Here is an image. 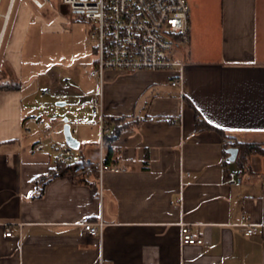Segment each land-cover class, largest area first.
<instances>
[{"label": "crops", "instance_id": "crops-1", "mask_svg": "<svg viewBox=\"0 0 264 264\" xmlns=\"http://www.w3.org/2000/svg\"><path fill=\"white\" fill-rule=\"evenodd\" d=\"M48 3L0 0V264H100L102 257L111 264H264V227L246 235L238 224L243 214L264 221V154L252 152L240 165V146L224 143L264 145V0H189L182 86L171 83L170 70L107 68L106 116L130 124L101 146L95 116L69 118L78 123L74 152L82 154L74 156L78 167L61 173H54L55 143H68L64 119H48L52 135L24 128L36 113L32 88H54L57 103L82 115L92 107L79 93L96 90L98 79L87 72L96 56L87 27L90 46L78 27L85 22L70 7L46 21ZM55 31L69 32L70 49L46 64L34 50ZM8 81L20 86L2 88ZM198 117L225 134L199 127ZM39 140L45 145L34 152ZM230 146L239 147L234 160ZM101 163L118 169L100 172ZM231 170L236 183L227 181ZM100 219L101 234L84 230L83 222ZM182 221L201 244H182Z\"/></svg>", "mask_w": 264, "mask_h": 264}, {"label": "built area", "instance_id": "built-area-1", "mask_svg": "<svg viewBox=\"0 0 264 264\" xmlns=\"http://www.w3.org/2000/svg\"><path fill=\"white\" fill-rule=\"evenodd\" d=\"M38 6H44L48 0H34ZM72 11L87 24V38L95 52V64L87 72L98 79V87L93 91L82 90L79 95L90 96V104L95 121L101 130L100 145L107 143L105 134L110 127L106 123L103 81L107 68L123 71L143 69L173 71L171 83L183 84L186 58L181 54L184 46L191 42V6L189 0H62ZM69 83L71 81L67 80ZM72 134L77 131L78 123L68 120ZM32 125L46 135H52L54 128L42 116L32 113L27 115L24 128L32 130ZM227 145L235 144L232 138H224ZM43 140L37 141L32 150L42 149ZM57 162H73L74 147L68 143H55ZM118 169L101 163L97 168ZM227 181L238 182L236 170L229 172ZM105 222H83L84 230L89 234H101ZM246 235L261 232L264 221L253 222L247 214L238 222ZM182 244H201L203 237L191 230L189 222H181ZM13 233L12 225L6 230ZM100 264H111L103 257Z\"/></svg>", "mask_w": 264, "mask_h": 264}, {"label": "rangeland", "instance_id": "rangeland-1", "mask_svg": "<svg viewBox=\"0 0 264 264\" xmlns=\"http://www.w3.org/2000/svg\"><path fill=\"white\" fill-rule=\"evenodd\" d=\"M69 5L63 3L62 0H49V3L44 8V15L46 21H50L55 18L59 13H64L66 9L69 8ZM63 23V22H62ZM67 26V24H62ZM79 30L82 33L83 38L86 37V33L84 28L87 27L86 23H79ZM84 44L90 46V42L83 39ZM70 49V39L68 31H55V32H47L42 35L39 39L38 46L36 50H34V54L36 56H41L40 58L44 60L46 64H49L53 61H59L60 54L62 52H69ZM43 56V57H42ZM39 85V84H38ZM37 84L32 88V92L29 98H31L30 105L32 109L38 114H40L47 121L49 118L59 117L62 118L64 116H69L70 119H81L82 116H85L87 119H93L94 113L92 108L88 107V113H83L80 115L79 108L77 106L67 104H58V97L54 94V88L50 93H43V89L41 86ZM69 110L74 111L73 113L69 112ZM36 128L35 125H32V130ZM62 127L60 126V129ZM76 154H82L80 149L75 148L74 156ZM91 154L97 158L98 157V149L95 146V150L91 152ZM93 157V158H94ZM94 158V159H95Z\"/></svg>", "mask_w": 264, "mask_h": 264}, {"label": "trees", "instance_id": "trees-1", "mask_svg": "<svg viewBox=\"0 0 264 264\" xmlns=\"http://www.w3.org/2000/svg\"><path fill=\"white\" fill-rule=\"evenodd\" d=\"M20 83L18 82H11L8 81L5 84H3L1 87L2 88H15L19 87ZM193 105V104H192ZM106 123L107 125L111 128V131L109 133H106L105 136L108 140L113 141L119 134V132L122 130L123 127L127 126L130 124V121H124V117H107L106 116ZM197 124L199 127H210V128H217L220 130L223 134L225 132L221 127H218L217 125H214L203 118L198 117ZM236 145L240 146V154L237 158V161L239 162L240 165H244L247 159V156L252 153V152H260L264 154V145L261 142H255V141H241V142H235ZM113 155V148L110 147L109 153L106 158V162L110 161V158ZM75 162H58L57 167L54 170V173H61L63 170L68 169V168H75L76 165ZM78 167V165H77Z\"/></svg>", "mask_w": 264, "mask_h": 264}, {"label": "water", "instance_id": "water-1", "mask_svg": "<svg viewBox=\"0 0 264 264\" xmlns=\"http://www.w3.org/2000/svg\"><path fill=\"white\" fill-rule=\"evenodd\" d=\"M58 104H65L64 101H59ZM64 134L66 137L67 142L72 145L73 147H78L79 146V141L77 140V138L72 134L71 129H70V123L68 122L69 120V116H64ZM229 152H230V158L232 160H234L237 156V153L239 151V147L238 146H230L228 148Z\"/></svg>", "mask_w": 264, "mask_h": 264}]
</instances>
